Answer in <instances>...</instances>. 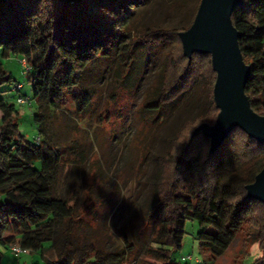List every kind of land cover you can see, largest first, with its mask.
Here are the masks:
<instances>
[{
    "label": "trees",
    "instance_id": "trees-1",
    "mask_svg": "<svg viewBox=\"0 0 264 264\" xmlns=\"http://www.w3.org/2000/svg\"><path fill=\"white\" fill-rule=\"evenodd\" d=\"M143 1L0 0V54L25 58L30 96L37 106L33 114L37 136L28 140L18 130L15 105L0 96V244L39 253L43 261L36 264L133 263L134 240L126 239V247L113 249L76 243L81 206L76 195L54 194L55 174L61 165L84 156L77 138L65 144L50 141L47 110L64 109L71 100L81 120L96 99L97 90L85 77L98 61H109V76L112 72L117 86L132 91L158 46L167 45L169 51L158 86L146 94L151 93V100L145 98L142 107L150 105L147 101L155 107L176 103L195 81L207 84L209 98L207 107L184 120L168 138L167 150L156 158L154 199L147 219L158 217L152 245L145 250L154 260L146 264H176L171 254L181 248L188 220L201 228L196 236L200 257L213 264L256 209L264 212V204L247 197L245 188L264 167V143L235 127L211 152L209 138L202 132L193 134L202 123L214 124L219 112L213 101L216 73L211 56L194 52L186 57L178 36L190 27L197 9L185 27L139 31L133 18ZM168 2L173 10L179 5L177 0ZM231 22L250 68L245 94L251 108L263 115L264 0H242L231 13ZM10 79L0 59V85ZM104 79L105 74L99 82ZM74 87L79 91L73 92ZM109 98L113 99L112 93ZM109 114L106 109L104 117ZM257 238L264 247V226L257 230ZM44 243H49L53 259L45 256ZM1 257L0 252V264ZM255 264H264V259Z\"/></svg>",
    "mask_w": 264,
    "mask_h": 264
},
{
    "label": "rangeland",
    "instance_id": "rangeland-1",
    "mask_svg": "<svg viewBox=\"0 0 264 264\" xmlns=\"http://www.w3.org/2000/svg\"><path fill=\"white\" fill-rule=\"evenodd\" d=\"M200 1L177 0L179 5L173 10L168 0H145L139 4L133 20L139 31L185 27ZM168 51L167 45L152 50L150 66L142 81L128 93L125 87L116 85L112 72L109 76V61H98L91 66L85 80L96 88L97 94L81 120L76 117L75 104L71 100L66 102L64 109L47 110L50 141L65 144L77 138L84 156L81 161L61 165L55 174L54 194L60 197L76 195L81 206L82 219L74 229L76 243H93L113 249L126 247V239L134 240L137 242L132 256L134 261L127 264H146L154 260L146 255L145 250L152 245V232L158 217L155 216L153 221L147 219L148 208L154 199L156 158L167 150L168 138L175 134L182 122L207 107L209 98L207 84L195 81L176 103L155 107L151 105L153 102L147 101L146 104L150 105L142 107L144 99L151 97V93L146 94L158 86ZM8 58H2L0 54L1 61ZM21 58L19 55L14 63H21ZM3 67L11 74V79L0 85V96L15 105L19 132L26 139L33 140L37 136L33 122L37 106L34 102L31 106L16 103L18 95H30L29 75L25 69L17 71L12 64L7 67L3 64ZM104 74L105 79L99 82ZM17 82L22 88L15 92L13 87ZM78 91V87L73 88V92ZM111 93L113 99L109 98ZM106 109L110 112L108 117H104ZM35 165L38 167L39 162ZM263 218V209H256L213 264H248V245L258 240L257 230L264 226ZM199 230L196 221H187L182 246L171 254L176 264H198L188 255L201 256L196 238ZM207 230L215 232L211 228ZM43 246L45 256L53 259L55 254L50 251L49 243ZM0 252L1 264L43 261L41 255L32 250L25 252V258L21 254L14 257L7 246L0 244Z\"/></svg>",
    "mask_w": 264,
    "mask_h": 264
},
{
    "label": "water",
    "instance_id": "water-1",
    "mask_svg": "<svg viewBox=\"0 0 264 264\" xmlns=\"http://www.w3.org/2000/svg\"><path fill=\"white\" fill-rule=\"evenodd\" d=\"M242 0H201L190 27L178 33L183 55L194 52L211 56L216 73L213 101L219 109L214 124L202 123L193 134L202 132L209 138V150H215L229 132L239 127L249 137L264 143V114L256 113L245 94L250 68L243 61L238 45V31L231 13ZM246 195L264 204V167L246 185Z\"/></svg>",
    "mask_w": 264,
    "mask_h": 264
},
{
    "label": "clouds",
    "instance_id": "clouds-1",
    "mask_svg": "<svg viewBox=\"0 0 264 264\" xmlns=\"http://www.w3.org/2000/svg\"><path fill=\"white\" fill-rule=\"evenodd\" d=\"M18 56V53L10 54L9 58L7 60H3L2 62L6 67L12 64L17 71H21L27 67V63L26 61H23V58H21L22 62L15 64L14 62ZM21 256L25 258V253H21ZM261 259H264V247L261 246V242L259 240H253L248 245V264H255L256 261Z\"/></svg>",
    "mask_w": 264,
    "mask_h": 264
},
{
    "label": "built area",
    "instance_id": "built-area-1",
    "mask_svg": "<svg viewBox=\"0 0 264 264\" xmlns=\"http://www.w3.org/2000/svg\"><path fill=\"white\" fill-rule=\"evenodd\" d=\"M23 61H26L25 58H23ZM20 62H22V60ZM25 70L26 71L28 70V65L25 68ZM21 88H22V84L17 82L14 85L13 90L15 92H18ZM32 102L33 100L30 95H18L16 98V103H18L21 106H31ZM36 140L38 141L39 138H36ZM9 249L14 257H19L21 253L27 252V250H25L24 248L14 244L10 245ZM188 258L193 259L198 264H207L200 256L193 257L192 255H188Z\"/></svg>",
    "mask_w": 264,
    "mask_h": 264
}]
</instances>
